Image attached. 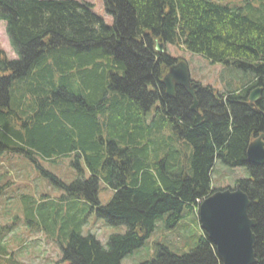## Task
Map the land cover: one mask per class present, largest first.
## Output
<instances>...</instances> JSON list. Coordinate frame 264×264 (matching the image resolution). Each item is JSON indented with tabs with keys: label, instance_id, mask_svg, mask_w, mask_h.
<instances>
[{
	"label": "trees",
	"instance_id": "1",
	"mask_svg": "<svg viewBox=\"0 0 264 264\" xmlns=\"http://www.w3.org/2000/svg\"><path fill=\"white\" fill-rule=\"evenodd\" d=\"M103 4L111 26L84 1L0 0V20L17 56L4 55L0 67V151L52 160L75 154L90 177L66 188L85 195L106 223L128 228L112 235L107 248L75 229L61 245L66 264H121L164 215L168 228L178 224L186 207L196 211L217 191L215 162L242 167L252 134L264 124L244 105L256 86L264 96V7L215 0ZM156 40L233 66L247 73L244 84L221 93L201 88L192 112L185 92L166 98L162 80L172 60L156 52ZM156 100L162 106L149 121ZM249 167L253 179L237 184L252 203L257 264H264V166ZM100 181L114 191L107 205L98 200ZM4 259L0 247V264ZM141 264L222 263L203 233L189 253L161 248Z\"/></svg>",
	"mask_w": 264,
	"mask_h": 264
},
{
	"label": "rangeland",
	"instance_id": "2",
	"mask_svg": "<svg viewBox=\"0 0 264 264\" xmlns=\"http://www.w3.org/2000/svg\"><path fill=\"white\" fill-rule=\"evenodd\" d=\"M76 1L92 4L94 12L106 24H113L103 0ZM215 1L230 7H251L255 11L264 7V0ZM164 48L172 58L184 61L192 81L203 88L221 93L244 84L247 73L233 66L212 63L200 54L171 44ZM0 53L9 60L17 59L7 32V23L1 20ZM157 107H152L147 114L149 121L156 114ZM75 157V154H70L52 160L36 155L32 159L25 154L9 151L0 157V162H3L0 164V247L4 251L3 264H10L11 260L20 264H66L61 245H67L69 235L75 229L83 236H95L105 248L112 235L128 231L126 225L106 223L97 216L95 204L87 201L85 195L76 197L66 188L79 179L87 180L90 177L83 163L76 161ZM247 177V170L216 161L211 183L215 190L234 189L239 180ZM99 188L98 200L102 205H107L113 198V189L102 181ZM167 218L164 215L158 220L145 245L124 257L121 264H141L153 260L161 248H168L175 255L182 256L198 245L203 234L198 211L186 207L179 223L170 228L167 227Z\"/></svg>",
	"mask_w": 264,
	"mask_h": 264
},
{
	"label": "water",
	"instance_id": "3",
	"mask_svg": "<svg viewBox=\"0 0 264 264\" xmlns=\"http://www.w3.org/2000/svg\"><path fill=\"white\" fill-rule=\"evenodd\" d=\"M156 51L163 53V45L156 40ZM179 76L168 74L163 85L167 88L168 96H174L173 82H180L183 87H189V96L193 99L192 111L197 108L196 89L198 84L192 83L188 67L183 64ZM263 94L262 88L252 92L256 99ZM253 100V99H252ZM248 162L255 166L264 165V144L262 140L253 141L247 150ZM251 201L248 195L237 186L233 190L217 191L206 198L199 206L198 216L202 230L216 246L218 257L222 264H257L255 251L256 235L253 230L256 221L250 219L249 208Z\"/></svg>",
	"mask_w": 264,
	"mask_h": 264
},
{
	"label": "flooded vegetation",
	"instance_id": "4",
	"mask_svg": "<svg viewBox=\"0 0 264 264\" xmlns=\"http://www.w3.org/2000/svg\"><path fill=\"white\" fill-rule=\"evenodd\" d=\"M163 55H166L169 59L172 60V63L170 65V67L168 68V72L166 73V75L170 74L172 71L173 73L177 74V76L180 75L181 73V69H182V66L184 63L183 60L181 59H177V58H172L171 56H169L166 52H164ZM186 65V64H185ZM4 66V56L2 55V53H0V67H3ZM187 66V65H186ZM188 67V66H187ZM188 73H189V69H188ZM189 76H190V73H189ZM0 78L3 79L4 78V74L0 72ZM191 78V77H190ZM192 81V80H191ZM193 83V81H192ZM174 86H175V91H174V96L170 97L166 94L167 92V88L164 86V92H165V96L166 98L168 99H177L178 97V93L180 94V92H185L188 96V89L191 88V84L189 87H183L182 85H180V82H173ZM202 87L199 85V88L197 89V94L198 92L200 91ZM258 87H254L250 92L249 94H247L244 98H246L247 100V103H245L244 105L246 107H248L249 109H251L252 111H256V114H258L260 116V118H262V122H263V119H264V112L261 110V108L264 107V96L262 95L261 97H259L258 99H256L254 96H252V92H254ZM190 97V96H189ZM191 98V97H190ZM192 99V98H191ZM253 99V100H252ZM193 101V99H192ZM156 104H159L160 106H162V103L160 100H156L154 101ZM193 105H194V102H193ZM192 105V107H193ZM192 107H191V110H192ZM196 110H198L197 108H195L194 111L192 112H196ZM264 124H262V127L257 130L254 134H252V138L247 146V149H246V152H245V164L241 167L245 170L248 171V177L246 179H241L239 181H251L253 179V174H252V171L249 169V164H248V159H247V150H248V147L249 145L255 141L256 139H261L263 144H264ZM108 145H107V142L104 143V150H108ZM4 157V149L0 151V157ZM0 164H3V162H0ZM264 165L262 166H257V168H261L263 167ZM238 181V182H239ZM1 191H2V186H0V194H1ZM254 232V230H253Z\"/></svg>",
	"mask_w": 264,
	"mask_h": 264
},
{
	"label": "bare ground",
	"instance_id": "5",
	"mask_svg": "<svg viewBox=\"0 0 264 264\" xmlns=\"http://www.w3.org/2000/svg\"><path fill=\"white\" fill-rule=\"evenodd\" d=\"M162 45H163V53L165 52V48H164V46H166L165 44H163L162 43ZM155 50H156V45H155ZM157 52V51H156ZM162 53V54H163ZM167 75L165 74V76H164V78L166 77ZM164 78H163V80H164ZM163 80H162V82H163ZM108 82V81H107ZM109 85V84H108ZM199 88V87H198ZM197 88V89H198ZM197 89H196V100H197V103H198V105H197V107H199V102H198V97H197ZM166 94H167V92H166ZM168 95V94H167ZM194 102V101H193ZM155 106H158L159 107V104H156ZM198 109V108H197ZM86 118V117H85ZM88 120V119H87ZM39 143V142H38ZM43 147V146H42ZM249 163V162H248ZM249 164H251V163H249ZM253 165V164H252ZM215 166V165H214ZM255 166V165H254ZM114 192V191H113ZM201 204V203H200ZM199 204V205H200ZM252 204V203H251ZM199 205H198V207L197 208H199ZM199 217V216H198ZM200 223V222H199ZM200 227H201V225H200ZM202 229V228H201ZM203 231V230H202ZM203 233L204 234H206L204 231H203ZM207 235V234H206ZM208 236V235H207Z\"/></svg>",
	"mask_w": 264,
	"mask_h": 264
}]
</instances>
